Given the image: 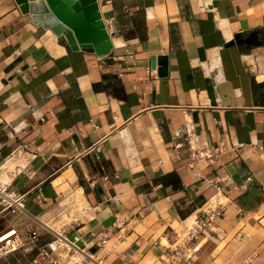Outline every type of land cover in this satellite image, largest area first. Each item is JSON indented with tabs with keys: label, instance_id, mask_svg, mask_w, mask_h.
Instances as JSON below:
<instances>
[{
	"label": "crops",
	"instance_id": "crops-1",
	"mask_svg": "<svg viewBox=\"0 0 264 264\" xmlns=\"http://www.w3.org/2000/svg\"><path fill=\"white\" fill-rule=\"evenodd\" d=\"M91 3L103 55L0 0V180L22 204L0 205V235L21 241L0 264H31L56 232L73 253L33 264H82L78 249L102 264H264V43L235 41H264V0Z\"/></svg>",
	"mask_w": 264,
	"mask_h": 264
},
{
	"label": "water",
	"instance_id": "water-1",
	"mask_svg": "<svg viewBox=\"0 0 264 264\" xmlns=\"http://www.w3.org/2000/svg\"><path fill=\"white\" fill-rule=\"evenodd\" d=\"M31 21L62 35L72 50L103 55L111 49V39L90 0H15ZM81 6V7H80ZM262 31H251L246 37L235 35L236 42L264 43ZM165 70V69H164ZM161 74V69H159Z\"/></svg>",
	"mask_w": 264,
	"mask_h": 264
},
{
	"label": "built area",
	"instance_id": "built-area-1",
	"mask_svg": "<svg viewBox=\"0 0 264 264\" xmlns=\"http://www.w3.org/2000/svg\"><path fill=\"white\" fill-rule=\"evenodd\" d=\"M211 153L205 150L195 149L191 152V160H203L204 158L211 157ZM3 164H0V170L3 169ZM250 180V177H247ZM0 205L2 210L15 212L22 207L21 197L18 196L14 191L9 189V184L0 180ZM214 219L213 212L207 213L205 218L195 219L192 223H187V240L193 241L198 239L199 235L203 234L204 230H212V221ZM2 237H7L5 240H1ZM107 237L103 234L100 240V249H106ZM21 246V241L15 233V230H9L0 235V255H6L10 252L18 249ZM187 249H190L186 244ZM74 244L69 241L62 233L56 232L55 238L48 241L45 247H40L38 255L31 260V264L38 262V257L46 258L49 257L50 253H58V255L66 256L73 253ZM82 252V264H102V259L94 256V254H88Z\"/></svg>",
	"mask_w": 264,
	"mask_h": 264
},
{
	"label": "trees",
	"instance_id": "trees-1",
	"mask_svg": "<svg viewBox=\"0 0 264 264\" xmlns=\"http://www.w3.org/2000/svg\"><path fill=\"white\" fill-rule=\"evenodd\" d=\"M173 176H174V174L171 173L168 176L163 177L162 180L164 181V180H167V178L168 179L172 178L174 180V182L177 181V178L176 177H173Z\"/></svg>",
	"mask_w": 264,
	"mask_h": 264
},
{
	"label": "bare ground",
	"instance_id": "bare-ground-1",
	"mask_svg": "<svg viewBox=\"0 0 264 264\" xmlns=\"http://www.w3.org/2000/svg\"><path fill=\"white\" fill-rule=\"evenodd\" d=\"M7 237H2L1 240H5Z\"/></svg>",
	"mask_w": 264,
	"mask_h": 264
},
{
	"label": "rangeland",
	"instance_id": "rangeland-1",
	"mask_svg": "<svg viewBox=\"0 0 264 264\" xmlns=\"http://www.w3.org/2000/svg\"><path fill=\"white\" fill-rule=\"evenodd\" d=\"M1 256V255H0Z\"/></svg>",
	"mask_w": 264,
	"mask_h": 264
}]
</instances>
